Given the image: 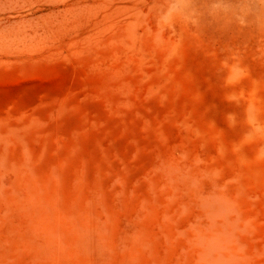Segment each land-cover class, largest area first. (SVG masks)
Here are the masks:
<instances>
[{"label":"rangeland","instance_id":"rangeland-1","mask_svg":"<svg viewBox=\"0 0 264 264\" xmlns=\"http://www.w3.org/2000/svg\"><path fill=\"white\" fill-rule=\"evenodd\" d=\"M0 264H264V0H0Z\"/></svg>","mask_w":264,"mask_h":264},{"label":"bare ground","instance_id":"bare-ground-1","mask_svg":"<svg viewBox=\"0 0 264 264\" xmlns=\"http://www.w3.org/2000/svg\"><path fill=\"white\" fill-rule=\"evenodd\" d=\"M145 56V55H144Z\"/></svg>","mask_w":264,"mask_h":264}]
</instances>
